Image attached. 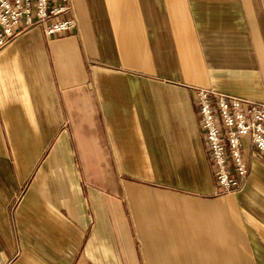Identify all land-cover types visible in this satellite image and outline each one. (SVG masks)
Returning a JSON list of instances; mask_svg holds the SVG:
<instances>
[{"label": "crops", "instance_id": "obj_1", "mask_svg": "<svg viewBox=\"0 0 264 264\" xmlns=\"http://www.w3.org/2000/svg\"><path fill=\"white\" fill-rule=\"evenodd\" d=\"M0 49V264H264V154L218 185L196 89L264 103V0H71Z\"/></svg>", "mask_w": 264, "mask_h": 264}, {"label": "built area", "instance_id": "obj_2", "mask_svg": "<svg viewBox=\"0 0 264 264\" xmlns=\"http://www.w3.org/2000/svg\"><path fill=\"white\" fill-rule=\"evenodd\" d=\"M70 10L71 0H0V49L38 25L48 37L74 31L75 18L62 17ZM195 99L217 183L222 193H233L238 180L232 166L239 176L248 172L244 138L264 154V103L208 88H197Z\"/></svg>", "mask_w": 264, "mask_h": 264}]
</instances>
